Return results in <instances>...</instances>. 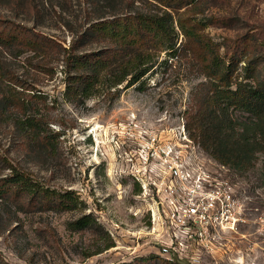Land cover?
Masks as SVG:
<instances>
[{
	"label": "rangeland",
	"instance_id": "1",
	"mask_svg": "<svg viewBox=\"0 0 264 264\" xmlns=\"http://www.w3.org/2000/svg\"><path fill=\"white\" fill-rule=\"evenodd\" d=\"M99 1L100 6L94 0H37L39 13L32 15L0 0V16L70 48L99 16L162 15L167 9L160 0ZM167 1L179 7L173 12L175 20L185 13L207 25L205 33L234 65V86L255 83L248 79V62L256 65V75L264 81V0H198L194 6L183 4L186 0ZM175 26L179 51H163L142 85H101L96 96L84 100L66 96L64 51L2 53L18 84L0 80V91H17L23 108L5 115L0 109V179L11 173V163L46 187L73 192L78 207L67 212L26 211L0 201V264H264V154L252 169L238 171L213 159L194 141L199 163L232 186L242 221L235 231L213 232L208 240L189 238L180 252L166 228L153 222L156 193L137 181L143 178L147 184L152 177L142 172L138 157L145 131L156 129L170 139L181 124L187 129L189 113L198 108L208 83L204 67L181 51L185 38ZM106 44L91 43L82 51L97 52ZM236 116L250 121L246 113ZM27 119L38 123L44 143H36L34 132L24 130ZM97 126L102 128L97 131ZM84 216L95 222L93 228L73 230L71 224ZM109 243L114 246L103 250ZM166 246H172L168 258L162 252Z\"/></svg>",
	"mask_w": 264,
	"mask_h": 264
},
{
	"label": "trees",
	"instance_id": "2",
	"mask_svg": "<svg viewBox=\"0 0 264 264\" xmlns=\"http://www.w3.org/2000/svg\"><path fill=\"white\" fill-rule=\"evenodd\" d=\"M8 1L13 10L24 8L29 14L39 13L37 0ZM160 1L167 8L162 15L137 12L112 19L99 16L90 22L70 48L34 28L0 16V80L6 81L8 86L18 84L15 74L6 67L2 53L29 51L35 55H49L62 50L67 53L66 96L71 100L96 96L101 85L116 88L126 81L127 88L142 85V79L154 68L163 51H168L169 55L179 51L176 49L179 38L176 23L185 38L181 51L204 67L208 79L204 85L206 90L198 99V108L188 116L187 129L191 139L224 166L238 171L252 169L258 156L264 154V81L257 77L256 65L248 62L246 69L248 79H255V83L240 82L234 86V65L232 61L227 63L224 60L220 46L205 33L207 25L185 13L175 20L173 12L179 7L171 1ZM197 1L186 0L183 4L194 6ZM94 3L101 5L99 0ZM91 43L107 44L97 52L82 51ZM11 92L0 91V109L4 115L10 109L23 108L18 92ZM238 112L248 114L250 121L238 120ZM22 125L24 130L28 128L34 132L36 143H44L46 136L38 128V123L27 119ZM23 134L29 135L28 131ZM7 166L11 173L0 179V201L16 204L26 211L67 212L77 209L78 200L73 192L51 189L11 163ZM94 225L90 216H84L71 227L82 231L92 229ZM113 246L109 243L103 250Z\"/></svg>",
	"mask_w": 264,
	"mask_h": 264
},
{
	"label": "built area",
	"instance_id": "3",
	"mask_svg": "<svg viewBox=\"0 0 264 264\" xmlns=\"http://www.w3.org/2000/svg\"><path fill=\"white\" fill-rule=\"evenodd\" d=\"M150 130L139 140L138 157L142 172L145 175L149 172L152 177L147 184L143 178H136L145 190L156 193L153 222L159 221L166 228L174 249L180 252L179 248L189 238L204 241L213 232L235 231L242 221L241 205L234 197L232 186L199 163L197 145L185 124L175 129L170 139L156 129ZM171 248L162 249L167 258L172 255Z\"/></svg>",
	"mask_w": 264,
	"mask_h": 264
},
{
	"label": "bare ground",
	"instance_id": "4",
	"mask_svg": "<svg viewBox=\"0 0 264 264\" xmlns=\"http://www.w3.org/2000/svg\"><path fill=\"white\" fill-rule=\"evenodd\" d=\"M99 128H102V127H101V126H97V127H95V129H96L97 131H98Z\"/></svg>",
	"mask_w": 264,
	"mask_h": 264
}]
</instances>
